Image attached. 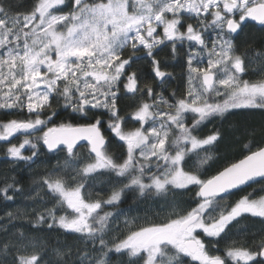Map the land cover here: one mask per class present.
I'll list each match as a JSON object with an SVG mask.
<instances>
[{
	"label": "snow or ice",
	"instance_id": "1",
	"mask_svg": "<svg viewBox=\"0 0 264 264\" xmlns=\"http://www.w3.org/2000/svg\"><path fill=\"white\" fill-rule=\"evenodd\" d=\"M19 7L0 0V110L15 117L0 119V142L8 160L29 167L41 155L65 154L63 167L28 197L36 200L33 229L46 225L85 244L54 249L55 264H112L110 254L120 264L124 257L126 264H264V127L259 143L244 144L214 174L205 165L225 137L220 129L202 135L234 110L264 114V35L259 43L245 35L249 21L264 34V0H32L28 11ZM164 49L183 58V92L165 95L175 76L159 58ZM145 63L148 73L134 67ZM124 100L134 103L122 109ZM82 148L87 160L78 162ZM97 177L112 186L106 199L89 198ZM252 184L259 192L243 194ZM21 192L18 181L5 180L0 201ZM127 192L160 203L166 218L137 221L115 236ZM4 215L5 224L18 218ZM248 221L261 225L258 235ZM13 226L0 236V264H52Z\"/></svg>",
	"mask_w": 264,
	"mask_h": 264
},
{
	"label": "trees",
	"instance_id": "2",
	"mask_svg": "<svg viewBox=\"0 0 264 264\" xmlns=\"http://www.w3.org/2000/svg\"><path fill=\"white\" fill-rule=\"evenodd\" d=\"M15 2L20 6L19 10L22 12L28 11L32 0H15ZM249 27L245 29V35L250 36L259 43L262 35L260 28L262 26L254 25L250 22ZM243 39V38H242ZM170 50L164 49L159 52V58L162 61H166L169 64V71L174 73L175 79L165 85L164 92L165 95H170L173 89L180 88L183 92V85L185 83V69L183 67L184 61L182 57L173 60L169 55ZM134 67H141L144 73H148L150 69L147 64L136 65ZM257 65L253 64L250 68V74ZM148 77H146L147 79ZM248 78V77H245ZM256 78V77H253ZM153 87H156L155 82ZM132 100L121 101V108L123 109L125 105L133 104ZM127 111H131L128 109ZM236 114H226V117L221 119L217 118L212 123H210L205 129L202 135H206L215 129H220L224 135V141L221 143L219 150L213 155V159L209 160L205 167L209 169V174H214L216 168H218L226 159L233 158L238 155L242 150L244 144L249 143H259V130L264 127V114H261L260 110H249L243 109L234 111ZM15 117H5L2 110H0V119H10ZM64 121V116L61 115L56 118V123L59 124ZM73 123H83V120L76 121ZM132 124H129V129H131ZM255 129L256 134L252 135L251 130ZM22 139V137H21ZM113 144L110 152L113 155H119L121 149ZM6 148L3 146V142H0V185H2L5 180L9 183L15 179L19 182L22 192L17 194L13 201H0V236L5 234L4 228L11 231H16V227H22L25 232L29 233L30 237L35 241L36 251L41 252L42 255L46 257V260L52 261L55 264V256L53 250L67 245H72L74 248H84L85 244L78 242L74 239L72 234L64 233L62 230L55 229L51 230L45 226L33 229L31 225V217L34 215L32 211V206L36 205V200L29 199V195H35L36 190L39 189V183L41 178L52 171L53 169L63 167L65 162V154L61 153L58 156L53 154H44L40 156L37 163L32 164L30 167L24 162H19L14 164L7 159ZM87 160V149H80L77 155V161L82 162ZM74 173L71 169L67 170V175L71 176ZM74 183V181H69ZM91 187L88 189L89 198L91 199H106L112 191V186L108 183L107 177H97L95 181H89ZM260 185L255 184L252 187L246 189L248 192H259ZM99 193V195H97ZM264 194V193H262ZM46 190L40 192V196H45ZM239 197H233L232 200L227 203H232L235 199ZM39 199V198H37ZM177 199L188 200L189 197H178ZM52 201L48 200V206L51 207ZM119 207L126 212V216H121L118 221V225L121 229L120 233H115V236L126 235L129 229L137 227V221L140 225H143L145 221L148 222H159L166 218L167 212L164 211L163 206L160 203L153 204L151 201L142 202L136 198V193L127 192ZM11 211L14 216H18L12 223L5 224L7 217H5V212ZM125 220L129 221L127 227H125ZM249 230L254 234H259L261 225L258 223H252L251 221L246 222ZM115 227V226H114ZM111 238V237H110ZM242 239L251 240L252 236H246ZM224 244L220 245V250L222 251ZM91 251V249H89ZM215 252V249H213ZM112 259V264H120V258L116 254H110ZM124 264H126L127 258L124 257Z\"/></svg>",
	"mask_w": 264,
	"mask_h": 264
},
{
	"label": "water",
	"instance_id": "3",
	"mask_svg": "<svg viewBox=\"0 0 264 264\" xmlns=\"http://www.w3.org/2000/svg\"><path fill=\"white\" fill-rule=\"evenodd\" d=\"M250 22H252V21H250ZM254 25L256 24L255 22H252ZM256 25H258V24H256ZM81 143H84V142H81ZM252 185H255V184H252ZM252 187V186H251ZM247 188H249V187H247Z\"/></svg>",
	"mask_w": 264,
	"mask_h": 264
},
{
	"label": "rangeland",
	"instance_id": "4",
	"mask_svg": "<svg viewBox=\"0 0 264 264\" xmlns=\"http://www.w3.org/2000/svg\"><path fill=\"white\" fill-rule=\"evenodd\" d=\"M238 110H243V109H237V110H234V111H238Z\"/></svg>",
	"mask_w": 264,
	"mask_h": 264
},
{
	"label": "flooded vegetation",
	"instance_id": "5",
	"mask_svg": "<svg viewBox=\"0 0 264 264\" xmlns=\"http://www.w3.org/2000/svg\"><path fill=\"white\" fill-rule=\"evenodd\" d=\"M250 22V21H249ZM250 23H252V22H250ZM253 24V23H252ZM256 25V24H255ZM257 26H260V25H257Z\"/></svg>",
	"mask_w": 264,
	"mask_h": 264
}]
</instances>
